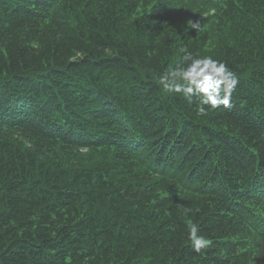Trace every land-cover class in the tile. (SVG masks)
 I'll return each instance as SVG.
<instances>
[{"label": "trees", "instance_id": "obj_1", "mask_svg": "<svg viewBox=\"0 0 264 264\" xmlns=\"http://www.w3.org/2000/svg\"><path fill=\"white\" fill-rule=\"evenodd\" d=\"M0 264H264V0H0Z\"/></svg>", "mask_w": 264, "mask_h": 264}, {"label": "clouds", "instance_id": "obj_2", "mask_svg": "<svg viewBox=\"0 0 264 264\" xmlns=\"http://www.w3.org/2000/svg\"><path fill=\"white\" fill-rule=\"evenodd\" d=\"M199 27V22H194L192 28ZM183 65L169 71L160 77V84L169 92L183 93L189 100L198 96L201 99L199 111L204 113L203 105L213 108L223 105L231 106V93L238 81L228 67L211 56L196 57L191 52H185L182 57ZM223 92V95L221 93ZM188 239L192 248L199 253L208 247L209 241L198 235V228L192 224L188 230Z\"/></svg>", "mask_w": 264, "mask_h": 264}, {"label": "bare ground", "instance_id": "obj_3", "mask_svg": "<svg viewBox=\"0 0 264 264\" xmlns=\"http://www.w3.org/2000/svg\"><path fill=\"white\" fill-rule=\"evenodd\" d=\"M2 6V5H1ZM4 14V13H3ZM2 17V16H1ZM127 103V102H126ZM181 133V132H180Z\"/></svg>", "mask_w": 264, "mask_h": 264}]
</instances>
